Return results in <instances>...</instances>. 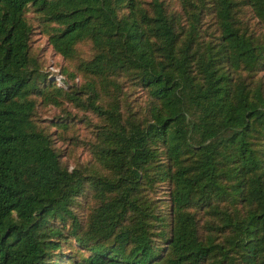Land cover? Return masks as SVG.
Returning a JSON list of instances; mask_svg holds the SVG:
<instances>
[{"label":"trees","instance_id":"obj_1","mask_svg":"<svg viewBox=\"0 0 264 264\" xmlns=\"http://www.w3.org/2000/svg\"><path fill=\"white\" fill-rule=\"evenodd\" d=\"M65 103L92 168L36 123ZM0 264H264V0H0Z\"/></svg>","mask_w":264,"mask_h":264},{"label":"rangeland","instance_id":"obj_2","mask_svg":"<svg viewBox=\"0 0 264 264\" xmlns=\"http://www.w3.org/2000/svg\"><path fill=\"white\" fill-rule=\"evenodd\" d=\"M27 17L34 29L31 40L32 53L40 57L42 67L45 71H56L58 77H67L62 69L69 72L76 71L77 59L66 60L61 55L56 54L48 43V35L43 32V26L35 18L32 10L27 12ZM78 56L88 58L91 54L90 44L85 42L77 46ZM81 75L77 74L76 82H81ZM139 94V93H134ZM141 96V94H139ZM66 118L63 120L62 117ZM66 123V126L56 125V123ZM96 122L95 116L91 112L77 109L70 103L61 106L51 104H39L37 106L36 123L44 127L53 140V146L59 153L62 164L69 169L77 166L82 168H92L94 166L91 158L90 142L93 140V127ZM164 190L160 191L162 194ZM78 210H84L79 207Z\"/></svg>","mask_w":264,"mask_h":264},{"label":"built area","instance_id":"obj_3","mask_svg":"<svg viewBox=\"0 0 264 264\" xmlns=\"http://www.w3.org/2000/svg\"><path fill=\"white\" fill-rule=\"evenodd\" d=\"M61 77H58V79H60Z\"/></svg>","mask_w":264,"mask_h":264}]
</instances>
